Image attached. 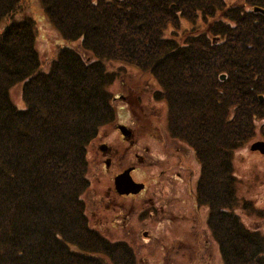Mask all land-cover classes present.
Listing matches in <instances>:
<instances>
[{
	"label": "trees",
	"instance_id": "trees-1",
	"mask_svg": "<svg viewBox=\"0 0 264 264\" xmlns=\"http://www.w3.org/2000/svg\"><path fill=\"white\" fill-rule=\"evenodd\" d=\"M19 1L0 0V264H56L60 255L66 262L65 256H78L102 264L98 253L133 263L125 241L90 226L81 196L88 185L86 145L113 115L105 93L114 75L104 62L111 59L146 72L159 86L155 95L166 103L168 133L183 139L198 163L195 197L208 209L222 264H264V234L243 225L230 208L232 148L249 137L252 119L263 117L256 110L264 106L257 98L264 90V50L249 53L251 40L243 43L238 62L247 65L234 77L233 52L230 60H224L229 50L223 59V47L202 52L207 35L206 41L201 33L182 42L160 37L161 18L185 11L188 19L197 12L212 22L220 0H189L187 9L184 0H39L57 45L47 64L34 47L42 18L15 19ZM253 54L262 66H255ZM216 56L223 59L218 64ZM14 87L19 103L10 97ZM50 193L57 202L47 199ZM258 213L264 216V207Z\"/></svg>",
	"mask_w": 264,
	"mask_h": 264
},
{
	"label": "rangeland",
	"instance_id": "rangeland-1",
	"mask_svg": "<svg viewBox=\"0 0 264 264\" xmlns=\"http://www.w3.org/2000/svg\"><path fill=\"white\" fill-rule=\"evenodd\" d=\"M234 1L236 0H220V6L217 11L218 13L220 11V14L216 16L221 20H227L226 15L229 13L227 10L235 7L232 5ZM189 3V0H184V9H187V5ZM19 4V10L14 15L15 19L22 17L25 18V15L30 16L34 20L42 18L43 13L39 0H20ZM175 12L176 15H174V13L166 15V17L161 18L159 21L161 25L160 37L162 39L174 38L178 40V42H182L185 36L184 31L189 29V25H192L193 30L194 26L201 28V25H203L201 17L199 18L197 14L195 16L193 15L192 19H188L191 14L185 15L186 12L184 11V17L181 18V13L179 11ZM188 13H190V11ZM154 17L155 14H151L150 21ZM249 18L252 20L255 17ZM39 24L41 26L38 31V36L34 33V47L38 51L41 62L45 61L47 64V60H49L53 56L54 51H56L57 45L53 38V32L48 28L43 18L40 19ZM4 25L5 22L1 23L0 29L3 28ZM263 25L264 24H261V26ZM145 27L150 28L151 25L147 24ZM141 30L142 29L139 31ZM246 38L247 40L254 38V32ZM236 44V52L235 54L233 53L236 66L232 68V74L234 77H238L239 73L243 72L240 68L241 66L247 65L246 63L241 64V62H238V59L240 60L244 58L245 54L241 50L242 44ZM244 46L247 48V45ZM254 49L255 47L250 49L249 53H251ZM156 50L159 51V49ZM224 58L225 55L223 54V59ZM223 59L220 56H216L213 58V61L218 64V62ZM45 63H42V69L46 68L44 67ZM104 64L106 70L114 75L112 81L107 83L105 86V93L111 96V99H107L106 104H108L109 108H112L113 115L108 121L98 127L95 135L91 136L88 144L86 145V176L88 175L89 177H94V173H97L98 175L108 173V176L107 174L103 175L102 180H100V185H102V183H110L111 180L109 175L114 173V171L110 169L101 170L97 167L96 163L103 159V155L100 153L97 146L91 144V141L96 142L98 146L103 141L107 142L108 139H112V141L116 143L115 134L120 133V129H122V127L129 126L132 121L136 122L142 117H146V121L150 120L152 123L157 124L158 128L162 131L166 127L167 123L166 103L162 99L157 101L155 98H153V100L150 98V94L155 91L157 85L149 74L140 71L131 64L124 63L116 59L107 60ZM260 64L261 62L257 61L255 66H259ZM244 81L245 80L238 79V82L242 85L244 84ZM127 92H130L132 96L138 95L137 100L139 107H135L134 100L126 101L124 99H120V95L122 93L126 95ZM18 95V87H14L10 91V97L14 103H19ZM259 103L262 105L264 104V101H259ZM248 108H250V106ZM138 112L140 115H136ZM263 133L264 130H260L258 133L257 128L255 131L252 128V132L249 137L244 138V141L242 140L239 144L232 148V166L233 172L236 175L233 194L236 198L230 206V208L238 215V218L243 225L250 229H256L262 234H264V216L257 213V208L264 207V154L261 150H255L256 148L250 149L249 144L255 139L264 141V136L262 135ZM154 139V142L150 141V148H152L154 153H157L160 148L165 147L164 141L166 140L163 138V135H155ZM184 159L186 163L184 162L183 168V185L180 187L175 183L174 189L170 193H165L166 195H170V200H167L166 202L172 207L173 212L171 218L168 219L169 221L161 219L158 222L156 230L153 231L156 234V237L154 239L153 237L151 238V234L149 233L150 229L144 225L145 222L142 221V217H131L136 221V223H138L137 225L147 228L146 235L137 234L127 241L132 248L135 249L137 255V257H135L136 261L133 260L132 264H222V258L217 242L214 236L210 233L207 226L208 223H206V206L198 205L194 197V185L196 182V175L198 174V165L195 163L193 153L187 147H184ZM139 160H143L145 163L142 161L137 163L139 164V167H137L134 172L137 173L135 177L147 182V178L141 168L144 164L149 162L155 163L157 158L155 156L154 158H151L148 153H144L142 158ZM212 161L215 162V157H212ZM218 162H221V160ZM133 168L131 170H133ZM154 168V165L147 168L150 172L148 175V182L152 181L154 178L164 179L163 175H159V177H150ZM143 170L146 172L145 168H143ZM54 173H56V171H50L49 175L52 177V174ZM71 173L72 169L67 172L66 176L70 177ZM154 174L155 172H153L152 175ZM151 187L154 188V186ZM88 189L91 191L89 186ZM88 189L85 188V192L83 191L81 194L85 208H87V212L91 209L90 197L91 195L94 196V193L92 191L90 192ZM140 195L143 199V190H141ZM47 199L54 203L58 201V196L56 193H50ZM63 213L66 215L65 218L68 219L69 215L66 209ZM141 215L143 216L144 214L141 213ZM87 221L90 224V220L87 219ZM115 222L116 217L111 212L108 219L103 221V223L108 226L114 225ZM171 227L173 228V231L176 232V237L164 233V230L170 231ZM124 228H127V226L125 225ZM98 229L110 239L123 237L118 234H123L120 230L117 231L118 233H109L101 230L100 228ZM124 232L126 231L124 230ZM202 232L204 236H202ZM203 237L206 238L207 242L202 240ZM160 242L164 243V247L161 246ZM170 244L173 246L169 247ZM52 247H54L53 244ZM167 247L172 250L170 251L168 249V256L165 258V254H162ZM55 251L59 254V249H56ZM98 256L101 257L100 260L102 264H120L123 255L112 254V259L103 253H98ZM65 257L67 262L63 256L60 255L58 260L55 261L56 264H96L93 259L85 260L86 258H80L78 256Z\"/></svg>",
	"mask_w": 264,
	"mask_h": 264
},
{
	"label": "flooded vegetation",
	"instance_id": "flooded-vegetation-1",
	"mask_svg": "<svg viewBox=\"0 0 264 264\" xmlns=\"http://www.w3.org/2000/svg\"><path fill=\"white\" fill-rule=\"evenodd\" d=\"M247 1L248 0H240V8L238 10H235V7L228 9L227 12L229 13L226 15L227 20L215 19V21L208 22L201 19L203 25L200 24L201 28H197L204 40L206 39V35L208 36V42L205 47L223 44L224 55H226V50H229V55L226 57V60L231 59V52L235 54L237 48L236 43L243 44L251 40L250 49L255 47L252 52L261 53V50H264V25L261 26V24L264 23L262 18L264 17V11L258 12L253 10L251 13L255 14L258 18L250 20L249 17L251 13L249 12V7L251 4ZM260 2H264V0H260ZM262 5L263 6L258 8L264 9V4ZM219 14L220 12H215L214 16ZM237 15L240 17L239 19L234 18ZM257 27L259 28L254 32L252 29ZM209 30L211 31L209 32ZM253 32L254 38L247 40L246 37ZM219 48L220 46L214 47L215 50ZM256 56L257 54H253L251 60L257 62ZM201 58L205 59L206 63L212 62L210 58ZM260 66L262 65L260 64ZM258 94L263 97L261 101L263 102L264 90ZM153 96V93H151V100H153ZM137 98L138 95L132 96L130 92H127L126 95L123 93L120 95V99L126 101L134 100L136 108L139 107ZM257 111L262 113L264 117V106ZM136 115H140V113L138 112ZM146 120V117H142L136 122L132 121L129 126L122 127L120 133L115 134L116 143H114L112 139H108L107 142L103 141L98 146L96 142L91 141V144L97 146L98 150L103 155V159L96 163L97 167L101 170L110 169L114 171V173L109 175L111 180L110 183H102V185H100V180H102L104 174L108 176V173H102L100 175L94 173V177L89 178L90 184H92L90 189L94 193V196L91 195L90 197V211L87 212V208H85V213L88 214V219L97 225H101L107 232L116 233L118 230L123 232L122 235H125L123 237H125L126 241L137 234L146 235L147 228H138V223L131 218L132 216L141 217L140 213L142 209L146 210L147 216L142 217V221L146 223L148 229H150L149 233L151 234V238L153 237L154 239L156 234L153 231L156 230L158 222L161 219L169 221L168 219L171 218L173 212L172 207L166 202L170 200V195H166L165 193H170L174 189L175 183L180 187L183 185V168L184 162L186 163L184 159V144L179 139L168 135L166 129H164L163 132L158 128L157 124L152 123L150 120ZM155 135H163V138L166 140L164 141L165 147L160 148L157 153H154L152 148H150V141H155ZM144 153H148L151 158H154V156L157 158L155 163L149 162L143 165L142 168L146 170V172L144 171L145 174L148 176L150 172L147 168L154 165L155 168L153 172H155V174L152 175V172L150 177H155L157 172L160 171V175L162 174L164 179L154 178L150 181L146 188L148 193L145 191L142 199L141 196L137 198L134 197L138 191L137 189L131 190L135 187V184L131 181L130 177L134 180L131 168L136 166V163L141 161L144 162L143 160H139ZM116 173H119L116 179V189L119 190V192L115 190L112 183V177ZM150 185L154 186V188ZM130 194H133V197H131ZM110 212L116 217V222L114 225L108 226L103 223V221L108 219ZM125 225L127 228H124ZM124 230L126 232H124ZM170 231L164 230V233L176 237V232L173 231L172 227ZM202 236H204L203 232ZM202 240L207 242L204 237ZM160 244L164 247V243L160 242ZM172 246V244L169 245V247ZM168 249L170 251L172 250L167 247L162 254H165V258L168 256Z\"/></svg>",
	"mask_w": 264,
	"mask_h": 264
},
{
	"label": "water",
	"instance_id": "water-1",
	"mask_svg": "<svg viewBox=\"0 0 264 264\" xmlns=\"http://www.w3.org/2000/svg\"><path fill=\"white\" fill-rule=\"evenodd\" d=\"M262 11H264V10H262ZM262 143L261 142L260 143L257 142L256 144H254V147L258 148L261 151H264V144H262Z\"/></svg>",
	"mask_w": 264,
	"mask_h": 264
}]
</instances>
